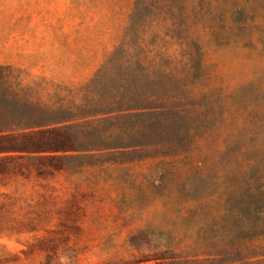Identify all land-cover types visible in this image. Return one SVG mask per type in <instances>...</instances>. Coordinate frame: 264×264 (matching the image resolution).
Returning a JSON list of instances; mask_svg holds the SVG:
<instances>
[{"label":"rangeland","instance_id":"rangeland-1","mask_svg":"<svg viewBox=\"0 0 264 264\" xmlns=\"http://www.w3.org/2000/svg\"><path fill=\"white\" fill-rule=\"evenodd\" d=\"M0 264H264V0H0Z\"/></svg>","mask_w":264,"mask_h":264}]
</instances>
